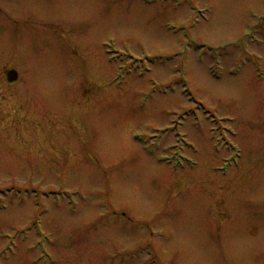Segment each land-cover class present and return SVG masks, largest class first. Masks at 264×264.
Returning a JSON list of instances; mask_svg holds the SVG:
<instances>
[{
  "label": "rangeland",
  "instance_id": "1",
  "mask_svg": "<svg viewBox=\"0 0 264 264\" xmlns=\"http://www.w3.org/2000/svg\"><path fill=\"white\" fill-rule=\"evenodd\" d=\"M146 1L0 0V264H264V0Z\"/></svg>",
  "mask_w": 264,
  "mask_h": 264
},
{
  "label": "water",
  "instance_id": "2",
  "mask_svg": "<svg viewBox=\"0 0 264 264\" xmlns=\"http://www.w3.org/2000/svg\"><path fill=\"white\" fill-rule=\"evenodd\" d=\"M8 78L10 81H15L17 79V72L16 71H10L8 73Z\"/></svg>",
  "mask_w": 264,
  "mask_h": 264
},
{
  "label": "flooded vegetation",
  "instance_id": "3",
  "mask_svg": "<svg viewBox=\"0 0 264 264\" xmlns=\"http://www.w3.org/2000/svg\"><path fill=\"white\" fill-rule=\"evenodd\" d=\"M10 68H15V67H11V66H10ZM4 79L6 80L5 76H4ZM11 85H12V84H11Z\"/></svg>",
  "mask_w": 264,
  "mask_h": 264
}]
</instances>
